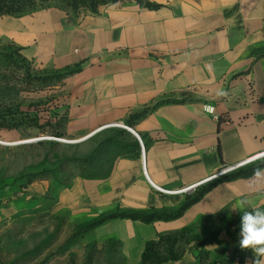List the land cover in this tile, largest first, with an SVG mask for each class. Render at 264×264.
<instances>
[{
    "label": "crops",
    "instance_id": "crops-1",
    "mask_svg": "<svg viewBox=\"0 0 264 264\" xmlns=\"http://www.w3.org/2000/svg\"><path fill=\"white\" fill-rule=\"evenodd\" d=\"M146 1L158 7L132 0L74 20L66 5L0 16V38L27 63L65 74L55 111L67 112L72 156L126 131L129 147L115 152L105 177H77L55 197L74 218L176 211L210 182L186 189L264 152V0ZM254 183L220 182L177 219H116L98 230L119 244L123 264H144L150 248L167 255L160 264H253L233 208L247 200L244 210L264 211V183Z\"/></svg>",
    "mask_w": 264,
    "mask_h": 264
},
{
    "label": "rangeland",
    "instance_id": "rangeland-1",
    "mask_svg": "<svg viewBox=\"0 0 264 264\" xmlns=\"http://www.w3.org/2000/svg\"><path fill=\"white\" fill-rule=\"evenodd\" d=\"M43 75L0 38V264H123L119 244L103 241L102 225L91 227L97 220L74 218L55 200L75 178L105 174L116 153L99 163L72 158L78 148L54 121L65 112L55 111L64 78ZM166 256L154 252L144 264Z\"/></svg>",
    "mask_w": 264,
    "mask_h": 264
},
{
    "label": "trees",
    "instance_id": "trees-1",
    "mask_svg": "<svg viewBox=\"0 0 264 264\" xmlns=\"http://www.w3.org/2000/svg\"><path fill=\"white\" fill-rule=\"evenodd\" d=\"M29 0H0V9H4L3 12L9 13V15H16V16H21L26 13H23L24 7L28 6L32 10L29 12H33L39 9H44L50 6H61V5H66L69 7V12L68 14L71 16V18L74 20L77 17H79L82 13L85 12H96L97 8L100 5H105L109 3H115L118 1H132V0H39L41 4H39V8L35 9V5L33 3H28ZM141 6L144 7H149V8H157L158 6L155 4H152L146 0H136ZM26 7V8H28ZM27 12V13H29ZM14 13V14H12ZM65 74L58 75L57 77L53 75H43L40 76L43 79H47L50 77H54L55 79H60L63 78ZM57 114L55 115V117ZM57 120L55 121V124H59L60 127L66 126L67 123V112L65 111L63 114H60ZM63 121L65 122L64 125L62 124ZM55 125V126H56ZM62 127V128H63ZM58 137L63 136V133H60V135H57ZM126 131L121 130L116 132V136L107 139L103 143L100 144V146L97 148V150L90 156L88 157H76L72 156L73 159H77L78 162L84 161V163H99L104 161L103 155L104 153H107L109 155L111 152H117V150H127L129 145L125 142L124 139H126ZM133 148L137 149L140 151L141 154V146L138 140H135L134 143L132 144ZM257 168H264V161H261L259 163L250 165V166H245L239 170H236L234 172L228 173L226 175L221 176L220 178L213 180L212 182L208 183L205 187L200 189L196 194L194 195H187L186 197V202L176 211H150V212H131V211H116L113 213H110L108 215H105L104 217L100 218L97 221H94L91 224L92 228H96L100 225H103L104 223L110 221V220H116V219H129V220H134V221H142L144 223H152L156 220H173L180 218L184 212L194 203H196L198 200L201 199V197L208 192L212 187L217 185L220 182L223 181H230V180H236L239 178H250L253 176L255 169ZM107 171L105 174L101 176H94V177H89V178H103L107 175ZM88 178V179H89ZM153 255V251L150 248L148 250V253L144 257V262L149 259V257Z\"/></svg>",
    "mask_w": 264,
    "mask_h": 264
},
{
    "label": "clouds",
    "instance_id": "clouds-1",
    "mask_svg": "<svg viewBox=\"0 0 264 264\" xmlns=\"http://www.w3.org/2000/svg\"><path fill=\"white\" fill-rule=\"evenodd\" d=\"M254 184L257 187L264 183V169L257 168L253 174ZM250 204L247 200H240L233 208L241 210L239 246L241 249H251L256 256L253 264H264V211L253 209L244 210Z\"/></svg>",
    "mask_w": 264,
    "mask_h": 264
},
{
    "label": "built area",
    "instance_id": "built-area-1",
    "mask_svg": "<svg viewBox=\"0 0 264 264\" xmlns=\"http://www.w3.org/2000/svg\"><path fill=\"white\" fill-rule=\"evenodd\" d=\"M206 110H207L209 113L213 114L214 117H215V119H217V120L220 119V117H219L218 115L215 114V110H214L213 107L207 106V107H206ZM113 126H114V127H123L124 125H121V124H114ZM124 128H126V127H124ZM139 141H140V146H141V157H142L143 165H144V168H145V147H144V145H143L142 140L139 139ZM261 161H264V152H261V153L255 155L254 157L248 158V159H246L245 161L240 162V163H238V164H236V165H234V166H231V167H224L220 172L216 173V174L213 175L212 177H210V178L206 179L205 181H203V182H201V183L195 185L193 189L197 188V186H199V185H202V184H205V183L211 182V181H213V180H216V179L220 178V177L223 176V175H226V174H228V173H231V172H234V171H236V170H239V169H241V168H243V167H245V166L251 165V164H253L254 162L256 163V162H261ZM193 189H191V190H193ZM186 192H187V190H186Z\"/></svg>",
    "mask_w": 264,
    "mask_h": 264
},
{
    "label": "water",
    "instance_id": "water-1",
    "mask_svg": "<svg viewBox=\"0 0 264 264\" xmlns=\"http://www.w3.org/2000/svg\"><path fill=\"white\" fill-rule=\"evenodd\" d=\"M136 137L138 138V139H140L139 138V136L138 135H136ZM38 140H40L39 138L38 139H32L31 141H24L23 143H30V142H35V141H38ZM194 188V186L193 187H190V189H186L187 191L188 190H191V189H193ZM186 190H185V192H186Z\"/></svg>",
    "mask_w": 264,
    "mask_h": 264
},
{
    "label": "bare ground",
    "instance_id": "bare-ground-1",
    "mask_svg": "<svg viewBox=\"0 0 264 264\" xmlns=\"http://www.w3.org/2000/svg\"><path fill=\"white\" fill-rule=\"evenodd\" d=\"M49 139V138H48ZM29 141H31V140H29ZM62 141V140H61ZM65 141V140H64ZM68 142H70V141H68Z\"/></svg>",
    "mask_w": 264,
    "mask_h": 264
}]
</instances>
